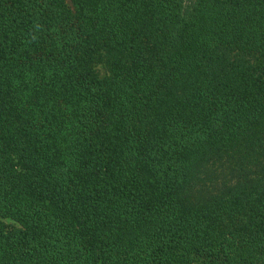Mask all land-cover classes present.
I'll return each instance as SVG.
<instances>
[{"label": "trees", "instance_id": "1", "mask_svg": "<svg viewBox=\"0 0 264 264\" xmlns=\"http://www.w3.org/2000/svg\"><path fill=\"white\" fill-rule=\"evenodd\" d=\"M0 264H264V0H0Z\"/></svg>", "mask_w": 264, "mask_h": 264}, {"label": "rangeland", "instance_id": "2", "mask_svg": "<svg viewBox=\"0 0 264 264\" xmlns=\"http://www.w3.org/2000/svg\"><path fill=\"white\" fill-rule=\"evenodd\" d=\"M98 70L100 71V73L103 75L104 73H105V71H104V68L101 66V65H98ZM6 222H12L11 220H9V219H4Z\"/></svg>", "mask_w": 264, "mask_h": 264}]
</instances>
